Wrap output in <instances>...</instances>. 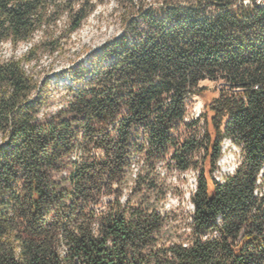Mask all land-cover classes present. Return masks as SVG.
I'll list each match as a JSON object with an SVG mask.
<instances>
[{"label":"trees","instance_id":"16d2710c","mask_svg":"<svg viewBox=\"0 0 264 264\" xmlns=\"http://www.w3.org/2000/svg\"><path fill=\"white\" fill-rule=\"evenodd\" d=\"M108 1L0 0V264H264V0H113L121 34L51 111L42 57Z\"/></svg>","mask_w":264,"mask_h":264},{"label":"rangeland","instance_id":"374dc122","mask_svg":"<svg viewBox=\"0 0 264 264\" xmlns=\"http://www.w3.org/2000/svg\"><path fill=\"white\" fill-rule=\"evenodd\" d=\"M69 23L66 18V14L61 17L58 25L62 31L64 26ZM121 34V24L119 20L118 6L113 0L104 4H97L96 10L85 19L81 28L70 36H65V47L55 55L45 54L42 57L41 65L48 67L52 62L53 72L48 74L51 85H53L54 96L53 105L50 107L51 111L60 109L59 98L63 95L60 91L64 85L71 84L70 76L72 74V67L78 62L87 64L91 53L99 51L104 45L108 44L113 38L118 37ZM43 37L42 32H38L33 40L28 44H22L17 51L12 50L10 44H5L3 47V55L5 57H11L13 55L22 56L32 44L39 42ZM204 85L213 87V84L206 82ZM203 111V104L199 98H194V106L192 109V117L197 119ZM225 156L221 161L220 172L217 173V177H221L222 174L230 172L235 164L234 147L228 140L224 142ZM162 176H167V170L164 163L160 164ZM196 172L187 171L185 173H179L173 170L171 174H168V184L171 186L170 203L175 209L180 211L184 210L191 212L193 207L191 205L190 196L195 190Z\"/></svg>","mask_w":264,"mask_h":264},{"label":"bare ground","instance_id":"6f19581e","mask_svg":"<svg viewBox=\"0 0 264 264\" xmlns=\"http://www.w3.org/2000/svg\"><path fill=\"white\" fill-rule=\"evenodd\" d=\"M258 3H259L260 5H264V1H262V2L259 1ZM218 180H219V179H218Z\"/></svg>","mask_w":264,"mask_h":264}]
</instances>
